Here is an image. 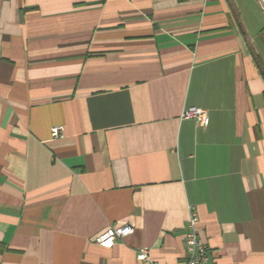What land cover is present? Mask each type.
Masks as SVG:
<instances>
[{
  "label": "crops",
  "instance_id": "obj_1",
  "mask_svg": "<svg viewBox=\"0 0 264 264\" xmlns=\"http://www.w3.org/2000/svg\"><path fill=\"white\" fill-rule=\"evenodd\" d=\"M240 2L0 0V264H184L191 211L210 264H264V59Z\"/></svg>",
  "mask_w": 264,
  "mask_h": 264
},
{
  "label": "built area",
  "instance_id": "obj_2",
  "mask_svg": "<svg viewBox=\"0 0 264 264\" xmlns=\"http://www.w3.org/2000/svg\"><path fill=\"white\" fill-rule=\"evenodd\" d=\"M181 118L193 119L198 125L206 126L209 122V117L205 110L196 106H189L181 113ZM62 126H54L51 128V135L57 137L62 131ZM197 216L194 211H191L188 220V230L184 234V244L186 259L184 264H210V256L206 243L198 236L195 230ZM133 231L132 226L123 224L120 226H109L101 232L96 241L104 247H112L117 241L122 240L125 236ZM136 259L143 264H149L151 258L148 249L142 247L136 254Z\"/></svg>",
  "mask_w": 264,
  "mask_h": 264
},
{
  "label": "rangeland",
  "instance_id": "obj_3",
  "mask_svg": "<svg viewBox=\"0 0 264 264\" xmlns=\"http://www.w3.org/2000/svg\"><path fill=\"white\" fill-rule=\"evenodd\" d=\"M240 7L244 24L253 33L248 44L253 54L264 59V2L263 0H241Z\"/></svg>",
  "mask_w": 264,
  "mask_h": 264
},
{
  "label": "bare ground",
  "instance_id": "obj_4",
  "mask_svg": "<svg viewBox=\"0 0 264 264\" xmlns=\"http://www.w3.org/2000/svg\"><path fill=\"white\" fill-rule=\"evenodd\" d=\"M263 2H264V0H263Z\"/></svg>",
  "mask_w": 264,
  "mask_h": 264
}]
</instances>
